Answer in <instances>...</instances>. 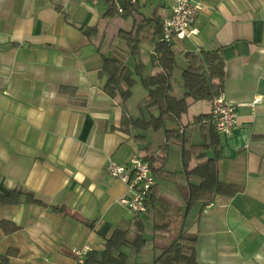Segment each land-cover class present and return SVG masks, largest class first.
Returning a JSON list of instances; mask_svg holds the SVG:
<instances>
[{
	"label": "crops",
	"instance_id": "0c3cea01",
	"mask_svg": "<svg viewBox=\"0 0 264 264\" xmlns=\"http://www.w3.org/2000/svg\"><path fill=\"white\" fill-rule=\"evenodd\" d=\"M200 1L197 33L172 43L177 59L184 52L219 50L227 100L261 102L252 109L238 107L232 134H218L220 179L242 191L217 196L201 214L198 204L182 228L198 237L197 264H264V0ZM138 5L145 17L168 15L167 0H138ZM108 7L106 0H0V193H32L42 202L0 206V221L16 227L10 233L0 229L3 264H74V250L100 251L116 228L125 229L132 216L117 201L127 187L104 174L109 159L126 163L147 155L155 170L182 171L180 149L164 147L162 132H140L144 141L138 143L135 131L119 128L122 115H137L147 98L138 78L131 98L136 85L145 92L137 101L119 104L101 91V56L110 55L112 39L129 32L133 22L118 11L104 17ZM90 29L95 32L86 33ZM142 51L144 75L156 74L152 44ZM129 64L133 68L134 61ZM210 109V101H189L181 123L209 115ZM185 149L191 169L202 149ZM156 196L178 207L188 188L158 181ZM173 215L160 218L147 209L141 216L148 243L138 263H151L152 245L164 248L175 239L179 226L169 233L152 230Z\"/></svg>",
	"mask_w": 264,
	"mask_h": 264
},
{
	"label": "trees",
	"instance_id": "16d2710c",
	"mask_svg": "<svg viewBox=\"0 0 264 264\" xmlns=\"http://www.w3.org/2000/svg\"><path fill=\"white\" fill-rule=\"evenodd\" d=\"M109 17L117 7L122 14L132 19L129 32L120 31L111 43L110 55L101 56L102 67L99 75L103 78L101 91L119 104H125L131 98V91L139 79L147 92V98L137 106V115L124 113L120 121V130L135 131L134 140L144 141L140 132H162L166 144L177 146L181 152L182 171L164 172L153 168V159L147 155L142 160L150 166L155 178V185L145 201L147 209L155 216L164 218L173 215L167 222L154 224L153 232H170L174 225H179L175 239L164 248L151 247L150 264H197L196 234L185 232L183 223L191 211L199 204V214L203 208L213 203L217 196L230 198L242 191L235 184H227L220 179L221 144L209 115H199L192 121L182 124L181 119L187 113L189 101H210L222 90L224 82V62L219 50L184 52L177 59L172 43L162 41L163 20L156 12L145 17L140 13L138 0H106ZM84 30V27H78ZM95 29L86 30V33ZM118 41L125 43V48L118 46ZM152 44L151 61L159 71L151 76L144 75L143 65L138 60L144 44ZM134 66L130 68L129 62ZM207 120L203 123V120ZM200 147L202 152L195 156L193 168H188L191 159L185 146ZM140 148V150H146ZM183 183L188 188V198L182 206L172 207L157 199L158 181ZM24 199L28 203L42 204L32 193L10 191L0 193L1 205H17ZM54 211L64 213L63 208L52 207ZM142 215L132 217L125 229L116 228L103 240L100 251H89L82 264H140L137 259L143 253L148 238ZM0 229L10 233L16 229L9 222L0 221ZM5 257H0V264Z\"/></svg>",
	"mask_w": 264,
	"mask_h": 264
},
{
	"label": "built area",
	"instance_id": "2783aa9c",
	"mask_svg": "<svg viewBox=\"0 0 264 264\" xmlns=\"http://www.w3.org/2000/svg\"><path fill=\"white\" fill-rule=\"evenodd\" d=\"M96 4L98 0H89ZM169 3L168 15L163 20L162 41L173 43L175 38L190 36L197 33L194 24L202 10L200 0H167ZM122 13L121 7H117ZM261 102L255 98L250 104H233L227 100L225 92L220 90L211 100L210 121L217 134L230 136L237 124V108H253ZM104 174L112 179L123 182L127 187V194L119 198L117 203L125 208L132 217L147 212L145 205L148 193L156 181L150 166L142 158L134 156L126 163H117L109 159L103 168ZM76 259L74 264H82L87 254L86 250H74Z\"/></svg>",
	"mask_w": 264,
	"mask_h": 264
},
{
	"label": "rangeland",
	"instance_id": "374dc122",
	"mask_svg": "<svg viewBox=\"0 0 264 264\" xmlns=\"http://www.w3.org/2000/svg\"><path fill=\"white\" fill-rule=\"evenodd\" d=\"M146 52L143 50L142 51V58H144V59H147V56H146V54H145ZM137 90V91H136ZM139 92H141V93H139ZM142 92H145L139 85H136V87L133 89V97L131 98V101L130 102H132L133 100H138L139 99V97H140V95L142 94ZM178 226L179 225H174V227L177 229L178 228ZM173 231H175L176 232V230L174 229Z\"/></svg>",
	"mask_w": 264,
	"mask_h": 264
}]
</instances>
